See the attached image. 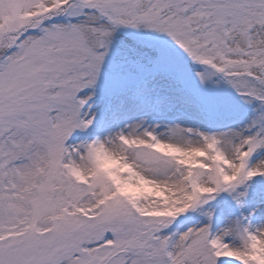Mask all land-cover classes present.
<instances>
[{
    "label": "snow or ice",
    "instance_id": "snow-or-ice-1",
    "mask_svg": "<svg viewBox=\"0 0 264 264\" xmlns=\"http://www.w3.org/2000/svg\"><path fill=\"white\" fill-rule=\"evenodd\" d=\"M0 264H264V0H0Z\"/></svg>",
    "mask_w": 264,
    "mask_h": 264
}]
</instances>
